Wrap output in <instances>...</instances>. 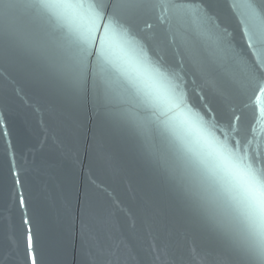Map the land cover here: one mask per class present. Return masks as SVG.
Masks as SVG:
<instances>
[{
  "label": "water",
  "instance_id": "obj_1",
  "mask_svg": "<svg viewBox=\"0 0 264 264\" xmlns=\"http://www.w3.org/2000/svg\"><path fill=\"white\" fill-rule=\"evenodd\" d=\"M30 2L0 0V264H254L219 185L200 202L178 184L183 160L167 133L94 104L91 85L85 97L63 84L53 70L62 32ZM171 3L142 14L135 35L180 74L194 111L251 139L264 160V119L246 87L250 71L264 77L246 35L264 0Z\"/></svg>",
  "mask_w": 264,
  "mask_h": 264
},
{
  "label": "snow or ice",
  "instance_id": "obj_2",
  "mask_svg": "<svg viewBox=\"0 0 264 264\" xmlns=\"http://www.w3.org/2000/svg\"><path fill=\"white\" fill-rule=\"evenodd\" d=\"M27 6L62 32V52L56 56L53 70L63 84L85 97L91 85L94 104L142 130L167 133L183 160L179 171L172 170L178 184L200 202L205 201L208 187L219 185L220 192L238 208L240 250L254 264H264V160L260 152L250 151L251 139L242 144L232 132L194 111L187 103L180 74L150 56L134 33L137 20L148 10L167 12L177 6L171 0H31ZM183 14L193 15L188 10ZM197 19L205 22L203 16ZM247 27L249 48L264 70V21L257 23L255 10ZM3 31L0 24V34ZM246 87L255 96L250 104L258 110L257 118L264 119L260 103L264 77L250 71ZM161 163L166 166L168 161L162 159ZM19 204L25 206L23 195ZM27 247L28 255L33 256L30 234Z\"/></svg>",
  "mask_w": 264,
  "mask_h": 264
}]
</instances>
